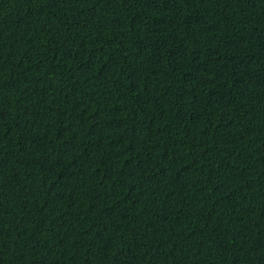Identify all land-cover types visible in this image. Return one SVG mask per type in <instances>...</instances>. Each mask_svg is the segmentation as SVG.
I'll use <instances>...</instances> for the list:
<instances>
[{
    "label": "trees",
    "instance_id": "1",
    "mask_svg": "<svg viewBox=\"0 0 264 264\" xmlns=\"http://www.w3.org/2000/svg\"><path fill=\"white\" fill-rule=\"evenodd\" d=\"M0 264H264V0H0Z\"/></svg>",
    "mask_w": 264,
    "mask_h": 264
}]
</instances>
